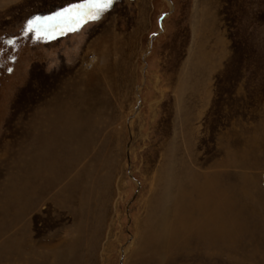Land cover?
<instances>
[{
    "label": "rangeland",
    "instance_id": "374dc122",
    "mask_svg": "<svg viewBox=\"0 0 264 264\" xmlns=\"http://www.w3.org/2000/svg\"><path fill=\"white\" fill-rule=\"evenodd\" d=\"M76 2L0 0V264H264V0Z\"/></svg>",
    "mask_w": 264,
    "mask_h": 264
},
{
    "label": "snow or ice",
    "instance_id": "6c2138e0",
    "mask_svg": "<svg viewBox=\"0 0 264 264\" xmlns=\"http://www.w3.org/2000/svg\"><path fill=\"white\" fill-rule=\"evenodd\" d=\"M116 0H77L49 16H33L25 25L24 35L35 34L36 40L56 39L68 32H77L85 24L95 22L110 11ZM13 44L14 41H9ZM11 71V69H9Z\"/></svg>",
    "mask_w": 264,
    "mask_h": 264
}]
</instances>
